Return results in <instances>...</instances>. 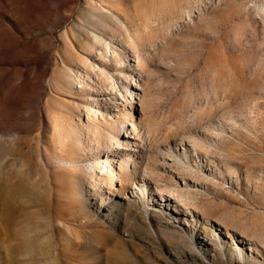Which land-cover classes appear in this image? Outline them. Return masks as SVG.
Instances as JSON below:
<instances>
[{
	"label": "rangeland",
	"instance_id": "374dc122",
	"mask_svg": "<svg viewBox=\"0 0 264 264\" xmlns=\"http://www.w3.org/2000/svg\"><path fill=\"white\" fill-rule=\"evenodd\" d=\"M0 264H264V0H0Z\"/></svg>",
	"mask_w": 264,
	"mask_h": 264
},
{
	"label": "bare ground",
	"instance_id": "6f19581e",
	"mask_svg": "<svg viewBox=\"0 0 264 264\" xmlns=\"http://www.w3.org/2000/svg\"><path fill=\"white\" fill-rule=\"evenodd\" d=\"M94 38L96 39V42L98 44H100L101 48H99L100 50V55H101V59H102V62H108L110 61L111 58H113L114 60L117 61V65L116 66V69L117 68H123V65H124V61H123V50H119L118 47L115 45V43L113 41H109L108 39L104 38L103 36H100L99 34H95L94 35ZM133 38H130L128 40V42H133L132 41ZM129 44V43H127ZM122 49V48H121ZM89 70H92V72L94 74H96L99 78H106L107 80L110 79V81L112 80V82L110 83L111 85V89L113 88V86L115 85L114 83V75L113 74H110L107 75L106 74V67L104 66H101V65H93L92 63L89 64ZM120 72L122 74H124L125 76L127 75L125 71V68H123L122 70H120ZM88 75H89V71H87ZM128 74H130L129 72H127ZM78 78L77 80H79V82L82 84V88L84 90H87L86 87L87 85H89L88 81L86 79H84V77H82V79H84V81H80L81 79V76L80 75H77ZM97 83L99 84L97 87L98 89H96V95H105V94H101V92L103 91L104 87L100 85V82L97 81ZM126 88V91H122V93L120 95H122V99L125 98L128 100L131 99V103H134V96L135 94L137 95H140L139 92L137 90L141 89V85L137 83H133V84H127L125 86ZM110 91V90H108ZM113 93V92H112ZM126 93V94H125ZM114 94V93H113ZM118 95V94H117ZM119 95V97H120ZM109 97V104L112 105V106H115L116 110H118V100H119V97H115L114 96H108ZM121 100V99H120ZM139 100L141 102V97H139ZM126 101V100H124ZM89 106V105H87ZM124 109H126V104H124ZM119 111V110H118ZM91 109L90 111H88V120H87V124L93 128H90V130L93 132L92 133V142L90 143V149H91V152L93 153L92 150H94V147L92 146L93 145V142L98 140V144H99V147H102L104 145H108L109 147V151H105V152H100L102 154H97L95 157H97V160L99 159H102V162H103V166L101 168L102 172H100L99 174H94L93 175V185L96 187L97 185H104L106 183H108V179L111 176V174H113V172H117V168L116 166H114L113 164H118L119 166V172H118V175L119 177H122L125 172H127V170L129 169L128 165L129 164L130 166L134 165L135 164L133 163V159H132V152L131 151H140V149L142 148L143 145H145V141L143 140L144 138L143 137H140L141 138V142L139 141H136L135 138L132 136V134L135 132L136 133V129H137V126L134 125V123L132 124V129H130V131L126 130L125 131V138L126 140H116L115 138H111V134L108 132V131H105V127H103V129L101 130V132H103L101 135V137L99 138L98 137V132L100 133V131H98V127L100 126V122L98 121V118L97 116L96 117H93L91 114ZM96 113V112H95ZM94 113V114H95ZM97 115V113H96ZM102 119H104V121H106V123L109 125V126H112L114 125V122H113V118L110 117L109 120H105L106 119V115L104 114ZM108 127V126H107ZM106 127V128H107ZM141 135V134H140ZM113 139V140H111ZM137 139V138H136ZM63 145H66V140H63ZM124 151H127L129 152L130 151V154L127 155L125 153H123ZM120 156V160L118 161L116 158ZM135 158H137V155L134 156ZM135 162V161H134ZM129 171V170H128ZM117 174V173H116ZM131 174V172L129 173ZM136 190H138L139 188L136 187L134 188ZM162 202H164V200H162ZM167 204H165V207H166Z\"/></svg>",
	"mask_w": 264,
	"mask_h": 264
}]
</instances>
